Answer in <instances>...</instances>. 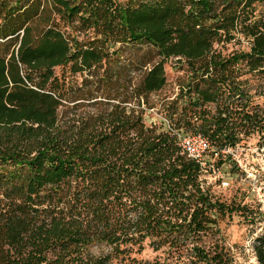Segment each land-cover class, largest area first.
<instances>
[{
    "label": "trees",
    "instance_id": "trees-1",
    "mask_svg": "<svg viewBox=\"0 0 264 264\" xmlns=\"http://www.w3.org/2000/svg\"><path fill=\"white\" fill-rule=\"evenodd\" d=\"M259 6L0 0V264H237L221 224L243 210L177 132L219 151L264 139ZM171 60L186 72L156 98ZM252 252L264 264V235Z\"/></svg>",
    "mask_w": 264,
    "mask_h": 264
},
{
    "label": "rangeland",
    "instance_id": "rangeland-1",
    "mask_svg": "<svg viewBox=\"0 0 264 264\" xmlns=\"http://www.w3.org/2000/svg\"><path fill=\"white\" fill-rule=\"evenodd\" d=\"M258 12L264 13V6H259ZM233 49L238 48L227 46L228 53ZM182 68L175 60L167 63L165 71L168 85L156 98L173 96L174 86L179 78H182L183 72H186ZM57 74H60V70ZM250 84L251 94L255 96V105L264 108V89L257 90L258 86L264 84L256 80L250 81ZM154 116L157 117L155 114ZM216 165L222 166L220 173L205 174L211 192L221 202L243 210L221 224L226 244L233 251L237 264H258L252 252V245L257 236L264 235V139L258 133L253 134L235 149L227 151ZM223 182L228 186L225 187ZM157 256L146 247L139 259L153 260Z\"/></svg>",
    "mask_w": 264,
    "mask_h": 264
},
{
    "label": "built area",
    "instance_id": "built-area-1",
    "mask_svg": "<svg viewBox=\"0 0 264 264\" xmlns=\"http://www.w3.org/2000/svg\"><path fill=\"white\" fill-rule=\"evenodd\" d=\"M177 138L183 152L191 160L195 161L200 165L204 181H206V173L221 172V165H223L224 163L218 166L216 165V162L221 160L223 155L231 149L219 151L212 145V143L206 137L200 134L192 135L183 130L177 132ZM205 185L208 186L207 181ZM223 185L225 187L228 186L226 182H223Z\"/></svg>",
    "mask_w": 264,
    "mask_h": 264
}]
</instances>
